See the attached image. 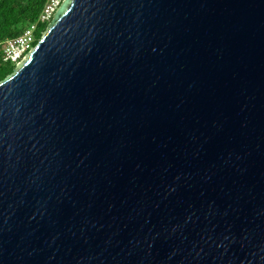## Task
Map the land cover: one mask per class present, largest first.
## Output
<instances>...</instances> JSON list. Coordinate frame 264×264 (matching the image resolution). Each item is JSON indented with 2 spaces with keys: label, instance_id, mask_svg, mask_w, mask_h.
<instances>
[{
  "label": "water",
  "instance_id": "water-1",
  "mask_svg": "<svg viewBox=\"0 0 264 264\" xmlns=\"http://www.w3.org/2000/svg\"><path fill=\"white\" fill-rule=\"evenodd\" d=\"M0 264H264V0H63L0 82Z\"/></svg>",
  "mask_w": 264,
  "mask_h": 264
},
{
  "label": "trees",
  "instance_id": "trees-1",
  "mask_svg": "<svg viewBox=\"0 0 264 264\" xmlns=\"http://www.w3.org/2000/svg\"><path fill=\"white\" fill-rule=\"evenodd\" d=\"M49 0H0V82L13 73L16 65L3 59V44L21 35L32 22H39ZM63 2V0H62ZM40 23L36 36L42 39L50 22Z\"/></svg>",
  "mask_w": 264,
  "mask_h": 264
},
{
  "label": "built area",
  "instance_id": "built-area-1",
  "mask_svg": "<svg viewBox=\"0 0 264 264\" xmlns=\"http://www.w3.org/2000/svg\"><path fill=\"white\" fill-rule=\"evenodd\" d=\"M61 3L62 0H49L41 14L39 22L30 23L21 35L9 38L2 43L4 46V61L17 66L24 59L26 54L40 41L36 36L39 24L49 22Z\"/></svg>",
  "mask_w": 264,
  "mask_h": 264
}]
</instances>
